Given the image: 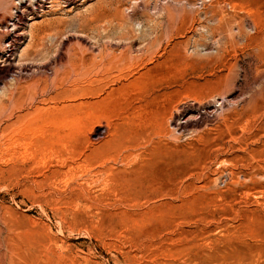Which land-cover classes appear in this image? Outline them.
<instances>
[{
    "label": "rangeland",
    "instance_id": "obj_1",
    "mask_svg": "<svg viewBox=\"0 0 264 264\" xmlns=\"http://www.w3.org/2000/svg\"><path fill=\"white\" fill-rule=\"evenodd\" d=\"M0 264H264V0H0Z\"/></svg>",
    "mask_w": 264,
    "mask_h": 264
}]
</instances>
